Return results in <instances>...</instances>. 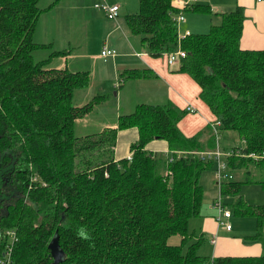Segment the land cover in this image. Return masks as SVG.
<instances>
[{"label": "trees", "instance_id": "16d2710c", "mask_svg": "<svg viewBox=\"0 0 264 264\" xmlns=\"http://www.w3.org/2000/svg\"><path fill=\"white\" fill-rule=\"evenodd\" d=\"M38 2L0 0V257L10 244L13 264H51L47 245L58 235L63 253L57 264H264V253L209 257L198 252L201 238L189 243L188 221L199 214L203 198L200 175L214 165L198 153L214 147L216 138L211 131L205 145L200 133L183 134L177 122L187 109L139 103L119 115L115 128L75 133L76 117L100 96L75 104L73 91L88 85L89 70L33 57L35 49L51 45L33 38L41 13L51 6ZM138 6L124 18L146 51L159 56L184 49L176 71L199 84V96L220 121L217 129L236 130L244 140L241 152L264 154V49L240 47L242 7L221 12L208 31L181 40L175 16L181 9H204L203 3L182 8L176 0H138ZM66 52L54 50L49 57ZM130 126L138 129L130 157L94 153L95 146L113 151L117 130ZM153 138L165 139L168 152L147 150ZM79 155L82 168L76 167ZM250 159L230 154L227 164L236 168ZM244 182L223 181L221 192L236 194ZM231 205L255 217L252 236L262 240L264 203L237 195ZM173 234L183 236L179 243L168 241Z\"/></svg>", "mask_w": 264, "mask_h": 264}, {"label": "crops", "instance_id": "0c3cea01", "mask_svg": "<svg viewBox=\"0 0 264 264\" xmlns=\"http://www.w3.org/2000/svg\"><path fill=\"white\" fill-rule=\"evenodd\" d=\"M97 2L93 3V7L96 9H89L88 15H85L86 11L82 8L84 10L85 33L80 42L84 44V52L82 54L85 57L88 56L91 63L102 59L103 64L99 67L100 71H89V83L87 86L74 89L73 102L81 105L96 95L100 97L89 112L76 117L75 126L76 124H81L79 136L98 134L105 129L115 128L119 115L132 112L139 103L165 104L171 102L182 109L191 107L193 109H187V112L177 122L183 134L192 136L195 133H200V140L205 145H208L209 139L214 132L216 138L215 146L208 150L219 151L220 160L225 161L227 171L232 175L228 179H243L248 182L255 180L263 186L264 182H260L262 180L253 179L251 175L258 168L264 170V154L258 158L251 157L252 159L250 160L241 161L236 168L231 167L233 164L228 165L227 157L231 154V150L241 149L244 144L224 148L225 151L218 145L217 127L220 123H217V120L219 119L199 96V84L187 72L176 71L178 62L169 64L164 53L159 56H153L146 51L145 46L140 42L138 34L131 32L126 25L124 16L130 12H125L122 9V4H119L118 16L116 18H108L104 17L105 14L103 16L102 13H99L94 5ZM199 2L203 3L205 8H186L184 10L185 19L178 24L179 33L185 30H189L190 33L206 32L208 30H204L206 26L203 22L204 20L208 21V18L204 17L203 14L212 12L214 14L212 15V20L216 19L217 22L220 19L221 12L229 11L239 5L243 9L242 31L239 38L240 47L243 49H264V0H198ZM111 3L114 4L116 2L113 1ZM98 15L101 18L100 31H102V36L105 37V40L101 44L99 42V44L94 46L95 50L88 52L87 47L91 39L88 32L95 33L94 31L98 27ZM209 18L211 19V17ZM213 23H210L209 27ZM43 42H50L53 45L52 41ZM104 46L112 49L113 53L102 55L101 49ZM54 50L56 49L52 51ZM57 56L49 57L48 54V57L45 58H50L49 64ZM49 65L54 67L66 66L68 68L66 62H64V66ZM129 69H137L145 74L135 77L126 76V71ZM108 90H110V93H108ZM112 90H114V93L111 92ZM94 110L96 111L95 113ZM97 110H101L100 115H98ZM93 119L95 121L89 123ZM96 137L97 135L94 136V138ZM137 138L138 129L136 126L118 129L114 145L111 146L113 151L108 149V152L115 160L129 157L131 155L130 145ZM241 140L244 143L242 138ZM145 147L155 153L163 152L165 154L168 152V143L162 138L151 139L146 143ZM260 158H263V160L257 163L255 160ZM208 159L214 160V165L212 166L214 182H208L206 185L202 184L203 198L200 212L188 221L189 243L201 238L198 252L209 257L218 255H258L264 253V242L262 241L264 239V218L262 240L252 236L256 229V220L253 215L237 213L238 216L235 217L233 216V211H231V216L227 218L231 223L230 229L217 222L218 210L213 206V203L216 198L220 197L223 205L227 207L228 202L224 199V195H233L234 193L221 192V183L228 179L218 181L214 176L217 160L214 158ZM241 194L237 192L232 202L237 195L242 196ZM242 198L247 203H264L259 200L246 199L243 196ZM172 236L168 239L170 243H179L181 237H183L180 234ZM170 238H173V240L170 241Z\"/></svg>", "mask_w": 264, "mask_h": 264}, {"label": "rangeland", "instance_id": "374dc122", "mask_svg": "<svg viewBox=\"0 0 264 264\" xmlns=\"http://www.w3.org/2000/svg\"><path fill=\"white\" fill-rule=\"evenodd\" d=\"M95 1H98L100 3H109L114 1L118 4H122V9L125 12H135L139 9L138 0H39L38 5L40 7L45 8L46 6H51L43 10L42 14L40 15V19L38 20L33 34L34 40L39 42L52 41L53 45L35 49L32 53L33 57L35 59H43L45 57H48V54L50 56V53L53 49H60L67 52L65 54L54 57L53 61H51L49 64L64 66V62H66V64H68V68L71 70L78 69L100 71L99 67L103 64V60L98 59L97 62L91 63L90 58H88V56L85 57L82 54V52H84V44L80 42V39L83 38L85 33V19H83L84 10L86 11L85 15H88L89 9H96L93 7V3ZM82 8L84 10H82ZM97 9L99 13H102V15L105 14V12L101 8ZM212 15H214L212 12L203 14L204 17L208 18V21L204 20L203 22L206 26V29L204 30H209V24L216 22V19L212 20ZM99 17L100 16L98 15V27L96 28V31H94L95 33L93 34V32L91 31L88 32L89 38H91L90 44L87 47L88 52L95 50L93 47L99 44V42L101 44L102 41L105 40V37L102 36V31H100L101 18ZM104 17H107L106 14ZM209 17H211V19ZM128 33L129 35H131L130 32ZM114 90H112L111 92L114 93ZM108 93H110V90H108ZM95 112L96 111L94 110V113ZM97 113L98 115H100L101 110H97ZM108 115L111 116L110 114ZM94 121L95 119L91 120L89 123ZM80 128L81 124H76L75 133L77 135H79L81 132ZM217 143L223 150L224 148H230L233 145L238 146L244 144L242 143V140L236 130L221 128L217 129ZM94 153L97 155L106 154L108 153V148L103 149L100 146H95ZM82 157L83 155L76 156L77 168H82L84 166ZM262 174L263 176H261ZM251 178L264 180V170H260V168H258L256 172H253ZM39 180L46 183V181L41 178H39ZM199 180L203 185H206L208 182H212V167L203 170L201 172ZM261 185L262 184L257 183L255 180L253 182L246 181L244 182V184H241L238 193H242L241 195L246 199H254L264 202V185ZM234 197L235 194L224 195V199L226 200V202H228V204L226 205L227 208L233 211V216L237 217L238 214L233 210L231 205ZM172 240L173 238H170V241Z\"/></svg>", "mask_w": 264, "mask_h": 264}, {"label": "built area", "instance_id": "2783aa9c", "mask_svg": "<svg viewBox=\"0 0 264 264\" xmlns=\"http://www.w3.org/2000/svg\"><path fill=\"white\" fill-rule=\"evenodd\" d=\"M176 1L178 2L179 5H181L182 8H184L187 4H190L191 2L195 0H176ZM94 5L96 7H101L105 11L107 17L109 18H116L118 15L119 6L116 3L112 4V3H107V2H103V3L99 2V3H95ZM184 19H185V14H184V11L181 9L175 16L176 23L179 24ZM188 34H190L189 30H185L182 33L178 32V39L182 40ZM112 53H113L112 49L107 48L106 46H104L101 49L102 55H109ZM164 55L166 56V61L169 64H173L179 56L185 55V51L184 49L178 47L177 50L173 52H165ZM187 109L192 110L193 108L187 107ZM217 123H220V121L217 120ZM231 154H236L240 156L257 157V158L260 157L258 153L250 152V151L241 152V149L231 150ZM198 155L203 159L214 158L217 160L215 168H214V176L218 181H221L223 179H228L232 176L231 173L227 171V166H226L225 161L220 160L219 158L220 153L218 150H207L205 152L198 153ZM213 204H214L213 206L216 207L218 210V214L216 217L217 222L220 225L224 226L225 228L230 229L231 223L227 220V218L231 216V210L223 205V202L220 197L216 198ZM10 251H11V245L8 244L5 248V252L3 253V256L0 257V264H13Z\"/></svg>", "mask_w": 264, "mask_h": 264}, {"label": "water", "instance_id": "95a60500", "mask_svg": "<svg viewBox=\"0 0 264 264\" xmlns=\"http://www.w3.org/2000/svg\"><path fill=\"white\" fill-rule=\"evenodd\" d=\"M47 247L49 248L50 253L53 257V261L51 262V264H57L61 254L63 253L59 247L58 235L52 237V239L48 242Z\"/></svg>", "mask_w": 264, "mask_h": 264}, {"label": "clouds", "instance_id": "9594fccd", "mask_svg": "<svg viewBox=\"0 0 264 264\" xmlns=\"http://www.w3.org/2000/svg\"><path fill=\"white\" fill-rule=\"evenodd\" d=\"M79 235L83 238H87V233H85L83 230H80Z\"/></svg>", "mask_w": 264, "mask_h": 264}]
</instances>
